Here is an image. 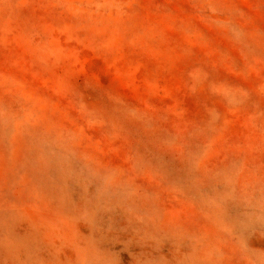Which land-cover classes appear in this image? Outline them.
<instances>
[{
  "label": "rangeland",
  "instance_id": "rangeland-1",
  "mask_svg": "<svg viewBox=\"0 0 264 264\" xmlns=\"http://www.w3.org/2000/svg\"><path fill=\"white\" fill-rule=\"evenodd\" d=\"M65 173L152 218L149 264H264V0H0L2 260Z\"/></svg>",
  "mask_w": 264,
  "mask_h": 264
},
{
  "label": "bare ground",
  "instance_id": "bare-ground-1",
  "mask_svg": "<svg viewBox=\"0 0 264 264\" xmlns=\"http://www.w3.org/2000/svg\"><path fill=\"white\" fill-rule=\"evenodd\" d=\"M57 180L37 190L19 213L11 227L16 242L0 264H149L144 257L151 248V217L89 201L81 176L65 173ZM179 193L192 202L196 198L193 190L182 188ZM168 247L164 238L158 241L160 264H198L188 254L186 240L176 244L171 260L166 257Z\"/></svg>",
  "mask_w": 264,
  "mask_h": 264
}]
</instances>
